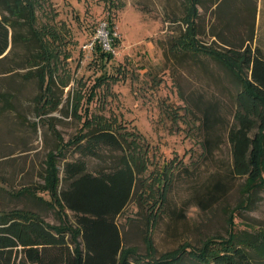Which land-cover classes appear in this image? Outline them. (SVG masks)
I'll return each mask as SVG.
<instances>
[{
    "label": "rangeland",
    "instance_id": "obj_1",
    "mask_svg": "<svg viewBox=\"0 0 264 264\" xmlns=\"http://www.w3.org/2000/svg\"><path fill=\"white\" fill-rule=\"evenodd\" d=\"M190 2L37 0L39 31L51 39L59 103L55 109L46 99L38 103L35 75L45 62L31 65L41 47L22 25L23 39L0 59V212L33 210L60 225L55 210L43 203L51 200L49 192L38 189L43 200H36L23 188L46 184L48 152L58 141L71 142L88 114L91 124L113 123L139 169L135 194L117 218L131 256L175 264L184 251L200 253L203 242L217 245L235 234L250 242L255 261L264 264V186L250 190L247 177L232 172L228 129L239 86L234 72L214 57L247 43L264 50V0L196 1L187 22ZM108 19L120 43L104 64L87 45ZM42 104L47 113H38ZM206 106L213 107L219 139L210 156L204 148ZM102 151L99 158L84 157L90 170L110 166L121 153ZM79 156L70 148L60 158L61 169Z\"/></svg>",
    "mask_w": 264,
    "mask_h": 264
},
{
    "label": "trees",
    "instance_id": "obj_2",
    "mask_svg": "<svg viewBox=\"0 0 264 264\" xmlns=\"http://www.w3.org/2000/svg\"><path fill=\"white\" fill-rule=\"evenodd\" d=\"M196 1L200 0L188 3L187 22L190 16H195ZM38 4L37 0H0V59L10 55L17 42L23 39L22 25H27L41 47V51L31 58V65L39 66L45 62L35 75L41 88L38 103L46 99L49 109H55L59 100L53 91L56 84L52 67L54 55L48 46L51 39L42 37L38 28ZM108 20V31L112 37L115 23ZM119 43V38L113 36V46ZM95 48L102 63L114 58V53L105 51L99 40ZM216 52L218 56H213L234 72L239 86L234 121L228 129L232 172L247 177L251 182L249 189H256L264 186V50L247 43L240 48L227 47ZM100 78L90 91L89 102L96 97ZM45 107L42 104L38 113H47ZM212 111V106L202 109L204 148H207L209 156L213 155L219 140L214 134ZM82 119V129L71 142L64 145L62 140L58 141L56 148L48 152L43 176L46 184L40 188H23L25 194L39 200L43 199L36 191H48L51 200H43V203L55 210L60 225L48 223L33 210L17 208L0 212V264H154L141 262L125 250L121 226L117 221L133 198L139 181V169L126 140L111 122L91 124L88 114ZM213 141H216L214 145ZM70 148L80 156L65 161L61 169L60 158L66 159ZM106 148L121 153L110 166L90 170L84 157L99 158ZM219 186L220 183L215 185ZM247 244L250 242L235 234L217 245L207 240L201 249H197L200 253L197 250L194 253L184 251L174 262L257 264ZM185 254L189 257H184Z\"/></svg>",
    "mask_w": 264,
    "mask_h": 264
},
{
    "label": "built area",
    "instance_id": "obj_3",
    "mask_svg": "<svg viewBox=\"0 0 264 264\" xmlns=\"http://www.w3.org/2000/svg\"><path fill=\"white\" fill-rule=\"evenodd\" d=\"M102 31H100V37L96 40H94L93 42H91L90 44H88L87 46L90 48V49H94L95 47V44L97 43V40L100 41L101 43V46L102 48L107 51V52H113V36L116 37L115 35V31L112 32V37L110 36V32L108 31V25L107 26H103L102 28ZM118 38V37H117Z\"/></svg>",
    "mask_w": 264,
    "mask_h": 264
}]
</instances>
